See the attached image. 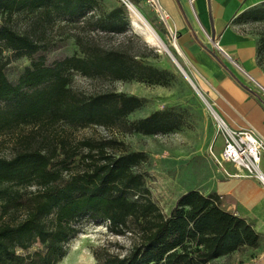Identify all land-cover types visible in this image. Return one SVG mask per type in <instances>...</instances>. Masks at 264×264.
Segmentation results:
<instances>
[{
  "label": "trees",
  "instance_id": "1",
  "mask_svg": "<svg viewBox=\"0 0 264 264\" xmlns=\"http://www.w3.org/2000/svg\"><path fill=\"white\" fill-rule=\"evenodd\" d=\"M263 9L243 13L258 20L264 18ZM129 24L124 8L107 10L103 0H0V134L27 125L54 129L43 144L11 157L0 154V264H57L85 217L104 220L114 234L131 240L124 255L94 251L103 264H206L241 248L259 247L255 229L222 208L217 194L186 191L165 214L145 174L135 169L147 159L144 152L127 150L116 136L78 142L68 136V127L165 134L185 124L184 114L174 109L130 121L129 114L145 98L116 91L84 96L69 86L74 71L109 81H171L173 72L143 60L147 54L102 42V35L121 33ZM65 25L77 29L71 35L82 55L48 64L43 55L51 44L49 34ZM5 51L42 58L33 59L12 82L4 71ZM32 185L35 191H22ZM37 241L44 250L19 252Z\"/></svg>",
  "mask_w": 264,
  "mask_h": 264
},
{
  "label": "rangeland",
  "instance_id": "2",
  "mask_svg": "<svg viewBox=\"0 0 264 264\" xmlns=\"http://www.w3.org/2000/svg\"><path fill=\"white\" fill-rule=\"evenodd\" d=\"M130 1L138 7L143 16L160 34L167 48L194 85L166 51L146 41L141 30L132 24V18L123 0H103L107 10L117 6L124 8L130 20L129 26L123 32L102 35L101 40L105 46L124 47L134 54H147L141 56L143 60L158 68L168 69L174 75L167 85H159L136 80L109 81L90 78L74 71L71 73L69 86L76 93L84 96L116 91L145 98L144 105L129 114L130 121L145 117L155 110L174 109L184 114L185 124L165 134L117 133L95 125L68 127L67 133L74 142L86 137L100 140L116 136L119 141L124 143L127 150L144 152L147 159L135 169L145 174L153 200L165 214H169L178 197L186 191L194 189L208 195L215 181L225 173V166L231 162L224 161L222 157L223 138L218 131V121L212 114L211 108L215 110L213 103L199 84L195 72L184 54L179 53L176 49L175 39L171 32L165 28L160 13L156 8L150 6L147 0L144 1L149 6H147L149 12L140 4L141 0ZM258 7L264 8V4ZM235 22L244 34L251 35L256 39L258 63L264 73V18L256 20L250 17L249 13H241ZM76 30L73 26L65 25L55 28L49 34L48 38L51 40V44L43 55L46 63L51 64L58 59L74 54L82 55L80 47L71 35ZM91 34L94 35V33ZM142 41L147 42L150 48L154 47L155 52L146 49ZM3 58L6 76L10 81L16 82L25 69L31 65L33 59L42 57L39 55L33 57L15 56V53L5 51ZM255 88L264 96V78L259 85L255 83ZM57 128L58 132L63 130L61 126ZM53 130L52 128L40 129L37 126L27 125L5 131L0 134V154L11 157L17 150H23L29 145L43 144L45 138L51 139L54 134ZM69 173L70 171L67 170L64 175L68 177ZM36 189L37 186L32 185L22 191L29 192ZM15 218L17 217L13 216L9 220L12 221ZM80 225L81 231L70 240L66 256L57 264H71L70 262L79 259H88L89 264H103L95 258L94 251L99 250L102 255L105 252L124 255L131 249V240L128 235L114 234L109 229L108 222L104 220L85 217ZM40 250H44V245L37 241L29 249L20 248L19 252L26 254ZM206 264H264V244L260 242L257 248H241Z\"/></svg>",
  "mask_w": 264,
  "mask_h": 264
},
{
  "label": "crops",
  "instance_id": "3",
  "mask_svg": "<svg viewBox=\"0 0 264 264\" xmlns=\"http://www.w3.org/2000/svg\"><path fill=\"white\" fill-rule=\"evenodd\" d=\"M140 4L149 7L144 0ZM262 4L264 0H158L167 15L165 28L177 33L182 54L215 111L232 128L254 127L264 137V96L255 88L264 78L257 41L235 22ZM260 168L264 174V155ZM211 192L222 208L245 219L264 244V186L257 178L231 162Z\"/></svg>",
  "mask_w": 264,
  "mask_h": 264
},
{
  "label": "built area",
  "instance_id": "4",
  "mask_svg": "<svg viewBox=\"0 0 264 264\" xmlns=\"http://www.w3.org/2000/svg\"><path fill=\"white\" fill-rule=\"evenodd\" d=\"M147 1L150 6L159 11L160 17L166 20L167 15L160 11L158 0ZM189 1L192 2L193 0ZM170 32L176 40L177 33L175 31ZM226 55L230 58L228 54ZM217 116L218 131L223 138V160L243 168L249 176L257 178L264 186V174L260 168L261 159L264 155V137L254 127L235 129L229 126L218 113Z\"/></svg>",
  "mask_w": 264,
  "mask_h": 264
},
{
  "label": "bare ground",
  "instance_id": "5",
  "mask_svg": "<svg viewBox=\"0 0 264 264\" xmlns=\"http://www.w3.org/2000/svg\"><path fill=\"white\" fill-rule=\"evenodd\" d=\"M125 4L127 6V9L130 13V16L132 18V24L141 30V32L145 35V37L150 40L151 42H154L157 44L160 48H162L164 51H166L174 61H177L172 52L167 48L164 40L160 36V34L154 29V27L149 23V21L143 16V14L140 12L138 7H136L133 3H131L130 0H125ZM174 45L176 49L179 51V53H182L181 48L176 40H174ZM178 62V61H177ZM189 81L194 85L192 80L187 76ZM259 85V84H258ZM261 86V85H260ZM262 87V86H261ZM212 109V114H214L215 117L217 116L216 111ZM71 264H89L90 261L88 259L85 260H76L73 262H70Z\"/></svg>",
  "mask_w": 264,
  "mask_h": 264
},
{
  "label": "water",
  "instance_id": "6",
  "mask_svg": "<svg viewBox=\"0 0 264 264\" xmlns=\"http://www.w3.org/2000/svg\"><path fill=\"white\" fill-rule=\"evenodd\" d=\"M147 39V38H146ZM148 43H152L153 45H156V46H158L157 44H155L154 42H151L150 40H146ZM176 62V64L179 66V68L182 70V72L186 75V72L184 71V69L181 67V65L177 62V61H175ZM187 76V75H186Z\"/></svg>",
  "mask_w": 264,
  "mask_h": 264
}]
</instances>
